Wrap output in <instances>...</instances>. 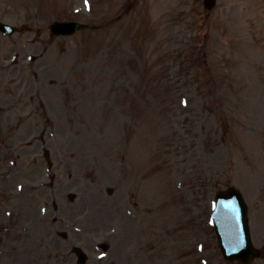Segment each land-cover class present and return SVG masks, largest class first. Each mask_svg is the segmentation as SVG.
Returning a JSON list of instances; mask_svg holds the SVG:
<instances>
[{"label":"rangeland","instance_id":"1","mask_svg":"<svg viewBox=\"0 0 264 264\" xmlns=\"http://www.w3.org/2000/svg\"><path fill=\"white\" fill-rule=\"evenodd\" d=\"M0 21L30 29L0 34V264H240L210 223L229 187L264 264V0H0Z\"/></svg>","mask_w":264,"mask_h":264},{"label":"water","instance_id":"2","mask_svg":"<svg viewBox=\"0 0 264 264\" xmlns=\"http://www.w3.org/2000/svg\"><path fill=\"white\" fill-rule=\"evenodd\" d=\"M1 28V27H0ZM234 194V192H232ZM231 193V194H232ZM235 197V195H233ZM239 207L232 204L231 202L225 203L224 207L228 209L229 216L227 217V227H220L222 236L220 235L221 244L227 245L224 253V256L228 259L239 258L243 263H246L251 257V251L249 244H245L246 242V234H245V224L243 223V227L238 221L239 211L242 209V203L240 201L239 196ZM231 200H234L233 198ZM245 235V236H244ZM243 240V243H240V240ZM234 241L235 243L231 244L230 242ZM224 250V251H225Z\"/></svg>","mask_w":264,"mask_h":264},{"label":"snow or ice","instance_id":"3","mask_svg":"<svg viewBox=\"0 0 264 264\" xmlns=\"http://www.w3.org/2000/svg\"><path fill=\"white\" fill-rule=\"evenodd\" d=\"M240 243H241V244L243 243V240H242V238H241V240H240Z\"/></svg>","mask_w":264,"mask_h":264}]
</instances>
